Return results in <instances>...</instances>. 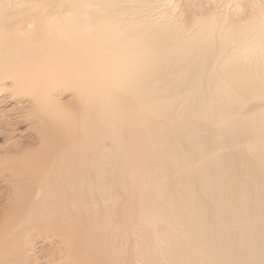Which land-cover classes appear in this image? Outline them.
<instances>
[{
	"label": "bare ground",
	"instance_id": "1",
	"mask_svg": "<svg viewBox=\"0 0 264 264\" xmlns=\"http://www.w3.org/2000/svg\"><path fill=\"white\" fill-rule=\"evenodd\" d=\"M60 1L28 39L44 47L23 18L0 25V264H133L126 215L111 207L100 232L97 209L145 147L190 194L197 264H264L263 7L186 21L146 0Z\"/></svg>",
	"mask_w": 264,
	"mask_h": 264
},
{
	"label": "rangeland",
	"instance_id": "2",
	"mask_svg": "<svg viewBox=\"0 0 264 264\" xmlns=\"http://www.w3.org/2000/svg\"><path fill=\"white\" fill-rule=\"evenodd\" d=\"M241 1L243 3H241ZM247 1L250 3L253 2L251 0H240V2L239 0H146L149 4L158 5L159 9L164 10L165 13L177 14L180 19L186 21L189 17L192 18L198 16L192 11L197 10V8V11L203 12V15L210 14L212 11L217 15H224L226 13H243L248 11V8H245L247 4H244ZM34 2L35 4L32 7H29L24 4V0H16L12 5L8 4L5 0V3L0 6L2 9L6 8L4 12L0 13V25L8 20L17 23L19 22L16 20L17 18H23V20L20 21L24 36L23 42H28V39L31 36L36 37L41 35V33L43 34V37H45L47 35V28L46 32L44 30L45 25L43 24L40 29H37L38 32L42 30L41 33H38L33 26L35 24L34 22H36L37 18L43 20L46 16L60 10L58 7L61 2L60 0H35ZM234 2H236L237 5H235ZM252 4L258 10L262 7L264 10V0H254V3ZM209 7H212L213 9H210ZM186 9H192L189 11L188 16L186 15V12H184L187 11ZM250 13L253 14L256 13V11L250 10ZM256 14H259V12ZM32 16L34 17V20H31ZM29 19L32 21V25H28ZM58 19L60 21V16H58ZM39 22L40 24L42 22L45 23L44 21ZM19 32L20 31H16L14 34L17 35ZM43 37L40 39L35 38L32 42H28L29 44L31 43L29 46L35 48L44 47L41 44V39ZM0 43L2 44L1 40ZM4 45L5 44H2L1 47H5ZM4 85L5 86L3 87L7 89L10 82L7 81ZM8 95V90L0 92V103H2L3 99L8 100ZM69 97L70 94L66 93L61 99L66 100ZM257 101H259L257 98H250L245 102V108L251 107L257 103ZM14 105V101L9 102V105L7 102L5 108ZM1 107L3 108V106ZM24 126L25 125L21 126L18 132L23 131L25 129ZM24 132L25 131L22 132L25 134L24 138L31 137L30 132ZM201 132V135H203L202 137H208L209 129ZM22 133L15 135V138H21L20 134ZM120 138V142H124L123 149H126V145L131 143V141L127 137ZM1 140L2 139H0V142H2ZM119 149L121 151L122 148L120 147ZM227 149V147H223L222 150L223 152H227ZM157 150L158 149H153V152H160H157ZM151 153V147H145L140 156H136V154L132 152L128 155L127 159H132L133 156V159H143V162H140L137 167H132V165L128 164L124 170L120 168L122 179L118 182H115V180L111 181V197L107 201L100 203L97 209V230L100 232L105 230V219L111 212V207L114 212L117 207L120 214L126 215L125 221H127V226L125 232L129 239L130 251L132 252V258L134 259L133 264H142L139 260L141 255L145 254V251L148 250L147 246L149 243L150 245L155 246L157 250L156 256H160V260H158L160 264H197L195 260H198V254L194 250L191 253L192 247L189 244L190 236L185 233V226L188 220L185 218L186 213L185 208H183V202L185 196H190V194L188 192V194L186 193L185 195V190L182 188L183 185L181 181L177 183L175 179L173 180L174 173L169 171V167H167L165 161H162L157 157L147 159ZM112 154L115 155L114 150L112 151ZM139 154L140 152L138 155ZM193 193L197 194L195 189L193 190ZM190 198L191 197H189V199ZM116 200H119L120 202L115 206ZM136 254H139L140 257H137ZM158 262L153 254L149 255V262L147 264H157Z\"/></svg>",
	"mask_w": 264,
	"mask_h": 264
}]
</instances>
